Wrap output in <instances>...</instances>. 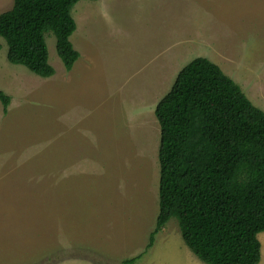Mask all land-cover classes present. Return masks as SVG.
<instances>
[{"label": "rangeland", "instance_id": "1", "mask_svg": "<svg viewBox=\"0 0 264 264\" xmlns=\"http://www.w3.org/2000/svg\"><path fill=\"white\" fill-rule=\"evenodd\" d=\"M14 0H0V13ZM64 67L11 63L0 36V264H208L159 212L157 103L206 57L264 111V0H80ZM261 261L264 264V231Z\"/></svg>", "mask_w": 264, "mask_h": 264}, {"label": "trees", "instance_id": "2", "mask_svg": "<svg viewBox=\"0 0 264 264\" xmlns=\"http://www.w3.org/2000/svg\"><path fill=\"white\" fill-rule=\"evenodd\" d=\"M80 0H14L0 13L7 58L49 77L45 33L56 36L64 67L79 51L71 9ZM3 111L11 96L0 90ZM159 212L146 250L175 217L186 245L208 264H258L264 231V111L219 65L195 57L160 99ZM141 254L124 260L132 264Z\"/></svg>", "mask_w": 264, "mask_h": 264}]
</instances>
